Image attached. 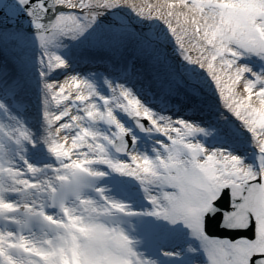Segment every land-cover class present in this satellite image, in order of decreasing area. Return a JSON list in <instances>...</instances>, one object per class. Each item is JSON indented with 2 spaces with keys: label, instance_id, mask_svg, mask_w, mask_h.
<instances>
[{
  "label": "clouds",
  "instance_id": "obj_1",
  "mask_svg": "<svg viewBox=\"0 0 264 264\" xmlns=\"http://www.w3.org/2000/svg\"><path fill=\"white\" fill-rule=\"evenodd\" d=\"M49 2L55 19L42 22L49 15V8L37 17L43 25L38 39L40 62L45 69L68 66L53 50L52 42L53 26L59 16L68 14V9L75 8L84 24L117 6L131 8L142 17L159 18L183 58L208 74L224 109L251 133L250 149L254 151L239 155L207 148L198 138L200 133L190 134L188 129L182 132L186 124L205 131L204 128L162 115L148 107L131 87L108 80L107 96L88 80L90 100L99 96L103 103L93 101L84 106L85 111L58 121L54 119L53 104L56 85L45 79L38 129L26 122L27 116L12 113L0 102V142L6 148L0 156V186L7 189L0 188V195L10 202V207H0V220L11 221L0 228V264H142L144 254L138 249L145 238L137 234L138 221L154 219L166 221L170 227L185 225L198 216L202 197L210 187L230 181V187L247 197L244 189L254 187L250 180L258 179L264 186V127L255 123L256 113H264V0H233L235 6L226 0ZM63 31L64 35H72L75 25H65ZM251 60L261 67L254 70L242 62ZM208 64L213 65L212 72ZM47 74L42 72L45 77ZM222 88L227 92V100ZM62 111H67V107ZM118 112L127 114L141 131L157 133L166 142L153 136L154 155L141 151L133 130L125 126ZM143 121L148 122L147 127ZM173 133L178 135L174 137ZM129 136L133 141L131 147L126 139ZM71 144L80 147L72 149L69 155L67 149ZM41 146L49 161L37 165L30 156L33 149ZM213 154L217 158L216 171L210 176L201 165ZM123 155L128 159H123ZM138 160L143 163H137ZM116 178H134L146 205L137 209L135 201L118 197L107 183ZM109 201L123 202L128 211ZM245 203L248 211L264 213V195L252 196ZM173 219L176 223L171 222ZM190 237L201 243L192 230ZM249 239L264 245V239L258 237H217L208 244V251L204 250L203 262L197 258L200 249L191 243L186 248L191 250L192 264H244ZM178 255L183 257V251Z\"/></svg>",
  "mask_w": 264,
  "mask_h": 264
},
{
  "label": "bare ground",
  "instance_id": "obj_2",
  "mask_svg": "<svg viewBox=\"0 0 264 264\" xmlns=\"http://www.w3.org/2000/svg\"><path fill=\"white\" fill-rule=\"evenodd\" d=\"M45 2L47 3V6L49 8V15L44 17L42 22L48 23V21L50 19H55V13L51 12V5H50L49 0H45ZM30 4H31V7L33 9V14H35V17L33 18V20H31V22L27 25V27L23 30L22 33H19V31L16 30L15 27L12 26L8 20H6V18L2 15V13H0V50L4 51L5 48L7 49V51L11 55L12 60L14 61V64H16V68L19 69V71H22L21 78L24 76L22 81H23V83L27 84V86L31 84L30 79L35 78V80L37 81L42 72H47L46 69L43 67V65L40 62V44L35 43V41L37 39L36 37H37L38 31H39L35 27V22L37 20V17L40 14V10L38 7L37 0H30ZM113 8L120 11L119 15H123V16L125 15L126 16L127 19H126L125 23L128 25L129 24L134 25L135 24L134 22L137 21L136 23L138 24V26H140L141 25L140 23L145 22L147 24H144V26L142 25V29L143 30L148 29L149 31H153V30H151L148 25H150L151 28L154 26L157 27L156 25H158V26L160 25V27L158 29L154 28L156 30V32L158 30L157 37L155 39H152V37L149 35V33H148V35L147 34L146 35L140 34V37L143 39L141 40V42H138L136 44L127 36L125 37L124 35H121L119 38H117L116 35H114V36L111 35L115 31L113 32L112 30H110L108 32V35L110 37L107 40L104 39L105 37L101 36V35H97L96 38L94 37L92 39H94V40L98 39L99 41H103L106 49H108V50H113L112 47L115 46L116 52H118V54H115L114 51H109L108 52L109 54H105V55L102 52L97 54V53H90V52L83 51L84 55L91 57V58H94V57L98 58V56H99V57H103V59L104 58L106 59L107 58L106 56L112 55L115 57L114 58L115 62H116V64H118L117 67L119 68V67H123L122 65H124L123 63L125 62V59L133 58V56H136L137 52H139V55L141 57H139L137 61H140L142 63V65L139 64V66H141V69L143 71H146L147 73H151L150 79H151V77H153V79L155 81L158 80L159 81L158 83L161 82L163 85H165V88L167 89L166 91L163 92L165 94L162 98L164 100V102H162V104L160 105V108H165L169 112L173 111V107L171 106L170 98L173 97V100H176V98H178V97H175L173 91H174L175 86L178 88H180V86H181L180 91H185L183 94V98H182L183 99L182 105H184V107L188 110L187 113H189V115H196V116L200 115V117L202 116V118L208 119V117H210V114H208V112L206 113V111H207L205 108L206 104H205V106H203L201 103L197 102L199 100V96L197 94H199V95L201 94V97L206 95L207 101L211 102L212 101V98H211L212 95H211V93L210 94L208 93V88L214 86L213 87V88H215L214 92L218 93L216 86H215L214 82L211 80V78L208 76V74L203 69H202V72H203L204 76H206V78L203 77V79H205V81L203 80L204 82H201V79H199V77H198L199 75L197 76V74H195V73L192 74V71H193L191 68L192 64H189L188 61H186L183 58L181 51L178 48V46L176 45L175 40L171 36L167 26L159 18L139 16L131 8L122 7V6H117V7H113ZM249 10L250 11H256V9H249ZM105 13H106V11H103L99 14V16L93 17L92 19L88 20V23H89V21L91 22L94 18H96L95 20H96V24H98V28L104 27L103 28L105 30L104 33H106V31H108L107 29H110V27H109V25H107V23L110 24V22L112 20V17L108 16V14H105ZM74 14L80 15V13H74ZM118 21L119 20H117V22ZM113 25H115V24H113ZM88 39H91V37L90 38L87 37V39L86 40L84 39V41L87 42ZM26 41H28L27 44L26 43H25V45L22 44ZM146 41H148V43H146ZM165 41H167L168 43L165 44ZM151 42L155 43V45H158V46L163 44L165 47H168L167 49H169V52H171L169 57L171 59L173 58L174 61L179 62V61L183 60V62H184L183 69H180L178 67V65H177V67H178L180 72L184 73L183 76H185V77H183L181 74L182 77L178 78L177 75H180V74H178V72H177V75L173 74L171 67H173L175 62H173L169 58L167 59V61L165 63H163V65L160 62V66L161 65L164 66L163 68L159 67L158 64H156V60H155L156 57H154L153 55L150 54L151 52L149 49H146L147 47H150L149 44L152 45ZM134 44H136V46L137 45L143 46V44H144L143 50L145 52L141 51V50L137 51V48L134 46ZM64 46L67 48V45H64ZM65 47L62 49L63 51L61 50V51H58L57 53L62 52L64 54L68 55V49H65ZM53 49L57 50V48H55V47ZM35 50H37V52H35L33 54L32 52ZM127 51L130 53V55H129V53H127ZM179 53L181 55H179ZM119 55H121V56H119ZM175 55L176 56L178 55L176 59L174 58ZM193 55H195V54H193ZM2 59H3L2 56H0V63L3 65V64H5V61H2ZM121 62H123V63H121ZM128 64H125L124 67L128 66ZM5 65H7V66L3 71L8 75V76H6V78H8L10 75L15 76L10 81V84H17V85H15L16 88L13 90V92H14L13 97H14L16 94L15 92L18 91L20 89L19 87L21 86V85L19 86V84L17 83V79H16V76H18V74H17L18 70L15 71V70L11 69L12 65H10L8 63H6ZM159 68H161V69H159ZM163 69H164V71H163ZM48 71H50V70H48ZM25 72H27L30 75V77L28 75H26ZM53 74H55L54 78H56L58 71L56 73H52L51 75L47 74L48 78L52 77ZM68 74L70 76L68 75L67 77H63L64 79H52V80H50L47 78V80H49V81H54V83L56 85V87L54 89L56 95H55V99L53 100V104L55 106L54 119L56 118L57 111L60 110V105L65 104V102L67 101L66 95H68V94L72 95L73 94L72 97H78V96L83 97V95H85V92L89 91V89H90V86H86L85 90H82L81 87H82L83 83L79 84V82L82 81V78L81 79L77 78V76L75 75L76 79L73 81L72 80V78H73L72 74H70V73H68ZM135 76H137V75L133 74L130 76L132 80H135V82L131 81V79H129L127 77L128 79L124 83L129 84V86L133 87L135 90L142 91L144 95L148 96V99H149V97L152 98V96L150 94L143 91V89L139 86L138 83L140 81V78H138V76L135 78ZM96 78L101 80L102 76H99V74H98V75H96ZM117 78H121L123 81L125 79V78H122L121 75L119 76L118 74H117ZM146 78L147 77H144L145 80H146ZM150 79H147L148 81L146 80L149 84L152 81ZM169 79H171L173 82L175 81L178 83H175L174 85L172 83H168ZM208 79H209V81L206 82ZM78 80H79V82H78ZM20 81L21 80H19V82ZM155 81L152 83H155ZM43 83H42V86H43ZM170 86H172L173 89L170 88ZM65 89L67 90L66 92H65ZM192 94H194V95L196 94L195 95V99H196L195 104H194V100H193L194 97H192L193 96ZM170 95H172V96L170 97ZM62 96H64V97H62ZM218 96H219V93H218ZM59 98H60V100H59ZM249 99H251V97H249ZM93 101L94 100H92L90 103H92ZM214 101L217 102L216 105L218 107H221V105H222L221 100H220V102L216 101V99ZM94 102H95V104H97L96 101H94ZM221 111H223V113L226 117L231 116L230 119L233 120L232 125H234V127H235V129H237V131L243 130L241 124L237 125L235 123V121L237 119L230 112H227L224 109V107L222 108ZM211 122H213V121L211 120ZM262 122H264V113L257 112L255 123L257 124V126H262L263 125ZM42 154H43V152H42ZM140 161L143 163L142 160H140ZM148 231H150L153 234V232L154 233L156 232V228L153 225H151V227L148 229Z\"/></svg>",
  "mask_w": 264,
  "mask_h": 264
},
{
  "label": "snow or ice",
  "instance_id": "obj_3",
  "mask_svg": "<svg viewBox=\"0 0 264 264\" xmlns=\"http://www.w3.org/2000/svg\"><path fill=\"white\" fill-rule=\"evenodd\" d=\"M21 3L29 4L30 0H21ZM37 3L40 11L48 8L45 0H37ZM60 6L62 7L63 5ZM76 11L75 8H71L67 10L68 14L59 16L53 26L54 35L52 36V42L65 34L63 31L65 25H75V30H85L86 25L80 20L78 15L74 14ZM42 26V22L36 20L35 27L40 30ZM41 41L43 43V37L41 38ZM56 59L60 64H63V61L60 60L59 57H56ZM208 70L209 72L213 71L212 64H208ZM75 79V77L72 78L73 81ZM216 79L219 81V77ZM48 87L51 88L52 85H48ZM221 91L224 92L225 100H227V93L223 88ZM185 128L188 129L190 134L205 132L204 130L195 128V126L191 124H186ZM216 163V154H213L212 158L207 163L202 164L201 167L207 174L212 176L216 171ZM249 183L250 185H254V187L244 189V191L249 194L247 197L241 196L234 188L230 187V181H225L224 183L208 188L202 197V203L196 219L192 222H185V226L190 228L193 235L201 241L206 252L208 251V244L215 242L216 238L220 235H231L233 237L239 236L241 238L258 237L264 239V213L256 210L248 211V206L245 203V201L252 196L257 194L264 195V186L260 185L258 179L250 180ZM209 201L212 204L213 211L204 210L205 205ZM233 214H235L233 220L224 223L225 217L233 216ZM236 219L242 220L243 223L230 227L234 225ZM171 222L176 223V220L173 219ZM221 227H223L225 231H216L221 229ZM228 243L231 244L233 241H229ZM247 243L250 247L244 251V264H264V245H259L252 239H249ZM165 255L170 256L172 254L165 253ZM142 264H153V261L143 260Z\"/></svg>",
  "mask_w": 264,
  "mask_h": 264
},
{
  "label": "rangeland",
  "instance_id": "obj_4",
  "mask_svg": "<svg viewBox=\"0 0 264 264\" xmlns=\"http://www.w3.org/2000/svg\"><path fill=\"white\" fill-rule=\"evenodd\" d=\"M113 7H110V8H108L107 10H106V13L105 14H108V16H110V17H112V20H111V22H110V24L109 23H107V25H109V27H110V29H107L108 31H106V33H104V32H101V33H99V31H98V27L96 26V18H94L91 22L89 21V23H88V21H87V24H86V28H85V30H83V31H80V30H76V32L74 33V34H72V35H63V36H60L57 40H55L54 42H53V44L55 45L54 47L55 48H57V50H55V49H53L54 51H58L59 49H61V48H64L65 46H64V44H63V42H64V40L65 39H70V40H72V38H73V41H76V42H78V41H81L84 37L86 38V37H88V36H90L91 38L93 37H97V35H101V36H104L105 38L104 39H108L110 36L108 35V32L110 31V30H112L114 33L113 34H111V35H116L117 36V38H119L120 36H119V34H121V35H124L125 37L127 36L128 38H130L133 42H136V35L137 34H139L140 35V33L141 34H143V35H148V33H149V35L152 37V39H155L156 37H157V34H158V30H157V32H156V30L155 29H151V27H150V25H148L149 26V28L151 29V30H153V31H149L148 29L146 30H143L142 29V25L144 26V24H147V23H145V22H143V23H140L141 25L140 26H138V24L136 23V22H134L135 24L133 25V24H126L125 22H126V16L124 15H119V10H117V9H112ZM116 10V11H115ZM119 20L118 22H117V20ZM113 22V23H112ZM113 24H115V25H113ZM117 24V25H116ZM160 27V26H159ZM119 32V34H117L118 32ZM166 35V34H165ZM164 35V36H165ZM115 36V37H116ZM167 36V35H166ZM37 39H36V43H39V39H38V37H36ZM33 39V38H32ZM62 39H64V40H62ZM166 40V39H165ZM25 43L27 44L28 43V41H26V42H24V43H22V44H24L25 45ZM168 42L167 41H165V44H167ZM68 46H69V44H68ZM53 47V48H54ZM65 49H68V47L66 48L65 47ZM179 51V50H178ZM194 54V53H193ZM179 55H181L180 53H179ZM192 67V74H194V72H195V70H194V68H196L198 65H195V64H192L191 65ZM48 70V69H47ZM58 71V74H61V76L60 77H58L57 79H64L63 77H67V74L65 73V69H63V68H60V69H53V70H51L50 69V71L48 72V75H51L52 73H56ZM203 75H201V79H203ZM204 80V79H203ZM214 87V86H213ZM212 87V88H213ZM239 110H241V109H239Z\"/></svg>",
  "mask_w": 264,
  "mask_h": 264
},
{
  "label": "water",
  "instance_id": "obj_5",
  "mask_svg": "<svg viewBox=\"0 0 264 264\" xmlns=\"http://www.w3.org/2000/svg\"><path fill=\"white\" fill-rule=\"evenodd\" d=\"M21 12H23L22 15ZM0 13H2L6 20H8L19 33H22L35 17L31 4H22L21 0H0ZM23 17H25L26 20H23Z\"/></svg>",
  "mask_w": 264,
  "mask_h": 264
}]
</instances>
